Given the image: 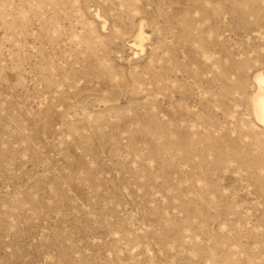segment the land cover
<instances>
[{"label":"rangeland","instance_id":"rangeland-1","mask_svg":"<svg viewBox=\"0 0 264 264\" xmlns=\"http://www.w3.org/2000/svg\"><path fill=\"white\" fill-rule=\"evenodd\" d=\"M256 73L264 0H0V264H264Z\"/></svg>","mask_w":264,"mask_h":264},{"label":"bare ground","instance_id":"bare-ground-1","mask_svg":"<svg viewBox=\"0 0 264 264\" xmlns=\"http://www.w3.org/2000/svg\"><path fill=\"white\" fill-rule=\"evenodd\" d=\"M141 29V27H140ZM138 31L134 42L132 43L133 48L140 49L143 51V33L142 30ZM257 89L252 95L251 99L249 98L252 106V114L255 121L264 128V75L261 73H256L253 77Z\"/></svg>","mask_w":264,"mask_h":264}]
</instances>
